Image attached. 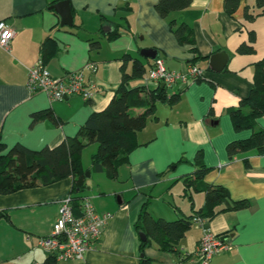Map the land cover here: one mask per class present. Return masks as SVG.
I'll list each match as a JSON object with an SVG mask.
<instances>
[{"label":"crops","instance_id":"crops-1","mask_svg":"<svg viewBox=\"0 0 264 264\" xmlns=\"http://www.w3.org/2000/svg\"><path fill=\"white\" fill-rule=\"evenodd\" d=\"M58 1L0 0V21L16 31L9 50L0 48V141L7 148L16 143L31 149L53 147L75 136L93 112L107 106L122 82L124 70L130 73L136 58L147 70L161 57L168 69L181 71L192 63L195 47L200 57L195 62L205 70L201 82H178L167 87L168 95L179 93V101L156 103L155 116L138 133L140 146L130 153L129 162L119 167L116 179L94 171V183L87 178L83 195L91 197L98 213L111 212L113 217L101 238L85 253V260L69 262H139L141 238L135 224L145 202L155 215L167 219L191 214L193 208L203 206V192L200 202L192 195L194 204L175 203L176 196L185 194L184 179L196 170L195 158L201 151L209 167L204 181L223 185L231 194L224 203L227 210L194 224L179 244L182 256L162 251L155 243L146 254L154 264H199V243L208 229L228 235L230 244L229 249L215 254L210 264H264V154L252 148L231 157L227 151L231 141L246 139L252 133L250 129L237 131L228 109L249 96L254 65L264 57V6H257V0H239L235 10L229 12L225 0H191L189 7L163 17L155 7L157 0H70L74 24L61 26L59 14L50 8ZM247 12L254 17L248 18ZM171 19L192 28L194 45L178 41L170 27ZM115 29L120 34L109 39L108 34ZM251 32L255 35V51L239 52L241 44H251ZM48 37L55 43V53L44 60L41 45ZM95 40L100 41L98 48L91 47ZM144 48L157 50L158 56L144 57ZM218 52L228 57L221 71L210 66V57ZM125 54L130 55L126 62L122 59ZM40 59L56 77L95 63L97 70H86L85 74L87 80L97 83V92L90 101L79 95L52 101L44 92L30 93L28 69ZM142 83L144 79L130 82L131 86ZM46 109H52L58 123L49 117L33 122V114ZM256 127L264 128V115L256 120ZM82 163L85 168L91 167L83 158ZM72 184V177H67L49 185L0 194V210L9 211L11 216L12 229L8 232L22 253L10 264L44 261L48 254L41 259L35 255L36 247L40 248L37 240L49 234L59 200L69 194ZM174 186L177 192L172 191ZM152 198L160 203L152 205ZM241 199H248L249 206L233 209V202ZM7 263L0 252V264Z\"/></svg>","mask_w":264,"mask_h":264},{"label":"trees","instance_id":"trees-1","mask_svg":"<svg viewBox=\"0 0 264 264\" xmlns=\"http://www.w3.org/2000/svg\"><path fill=\"white\" fill-rule=\"evenodd\" d=\"M239 0H225V8L233 12L238 6ZM191 5V0H157L155 5L158 13L167 17L173 11L183 10ZM257 6H264V0H257ZM248 18L253 14L247 12ZM171 30L182 44L194 45L192 28L187 24H177L175 19L170 20ZM120 34L115 29L108 34L109 39H114ZM251 44L243 43L239 46V52H254L252 42L255 35L251 32ZM100 41H91L92 48H98ZM196 56L192 63L200 57L197 49L193 47ZM41 53L44 60L55 53V43L51 37L43 41ZM129 54L122 56L126 62ZM253 86L249 96L243 98L237 107H230L228 112L237 131L250 129L251 135L246 139L233 140L227 145L229 156L257 148L264 154V128L256 127V120L264 115V57L255 63ZM148 70L140 59H134L132 71L124 70L122 82L115 90V94L100 110L93 112L87 121L81 125L73 137H67L56 146H45L40 149H31L21 143L7 148L0 141V194L11 193L20 189L49 185L56 181L72 177L73 184L70 194L73 196L74 205L86 197L88 184L86 172H104L111 179L118 176L119 167L129 162L130 153L140 146L138 133L142 131L149 118L155 116L156 103L164 102L175 104L179 101V93L167 94V86L157 85L152 88L144 80L142 84L131 86L135 79H144ZM205 80L198 79L197 82ZM49 117L58 123V117L52 109H46L33 114V122L39 118ZM91 143H97V151L91 157V167L85 168L82 163V152ZM197 168L185 177V195L190 191L189 199L193 202L192 192H203L205 202L198 209L193 208V213L178 216L175 219H167L155 215L147 208L148 201L144 203L139 218L135 224L136 231H143L147 235L146 240L140 239V259L135 264H154L153 258L146 254V249L155 243L160 250L173 252L182 256L179 244L186 233L200 220H210L219 212L227 210L224 207L226 200L231 198L227 187L204 181L209 167L203 161L202 152L199 151L195 158ZM175 165V164H174ZM173 166V165H172ZM248 199L236 200L232 208L235 210L249 206ZM5 218L11 222L9 211L0 210V219ZM204 223V222H203ZM202 224V223H201ZM53 226V225H52ZM48 254V253H47ZM56 255L48 254L42 263L59 264Z\"/></svg>","mask_w":264,"mask_h":264},{"label":"built area","instance_id":"built-area-1","mask_svg":"<svg viewBox=\"0 0 264 264\" xmlns=\"http://www.w3.org/2000/svg\"><path fill=\"white\" fill-rule=\"evenodd\" d=\"M16 34L15 29L4 20L0 21V48L9 50L10 42ZM96 71L97 66L89 62L77 71L56 77L45 67L40 59L28 69L27 88L30 93H46L52 101H63L72 95H79L90 101L97 92L95 81L86 78L85 71ZM205 78V70L196 62L189 63L181 71L167 68L165 60L158 57L145 74L147 84L166 85L176 83L188 85ZM113 217L111 212L98 213L91 197H84L78 206L74 205L73 196L69 193L59 200V211L48 235L37 240V246L46 253L56 255L58 261L85 260V253L94 247L101 238L108 221ZM203 223L204 220H200ZM228 235H217L206 229L199 243V264H210L211 258L229 249Z\"/></svg>","mask_w":264,"mask_h":264},{"label":"rangeland","instance_id":"rangeland-1","mask_svg":"<svg viewBox=\"0 0 264 264\" xmlns=\"http://www.w3.org/2000/svg\"><path fill=\"white\" fill-rule=\"evenodd\" d=\"M97 148H98V144L97 143L88 144L84 148L82 158H83V161H84L86 166H90L91 165V155L94 152L97 151ZM95 176H96V173H93V175H91L90 177H87L88 178V182L93 184ZM180 185H182V184H180ZM172 191L177 192V187L174 186V188H172ZM187 192H188L187 196L184 194L185 193L184 191H183L184 195L176 196L175 203L177 205L181 206L184 203H186V204L191 203V201L189 199L190 191L188 190ZM191 192L193 193L192 195L194 196V200H196V201L199 200V202H200L201 198L204 196L203 193L196 192L193 189L191 190ZM151 200H152V203H151L152 205L155 204V203H160L159 201L157 202V200L154 199V198H152ZM198 206H199V204H198ZM9 224H10V222L7 219H5V218L0 219V252L4 256V258L8 260L7 264L12 263V260L19 259L18 255H20V254L22 255V253H20L18 251L19 249L16 248L17 245H15L12 242L15 239V237L13 235H10L9 232H8V229L9 230L12 229V228H10L11 224L10 225ZM46 254L47 253L44 250H42L41 248H37L36 247V254L35 255L38 258H40V259L44 258V256ZM23 259L26 260L25 258H23ZM22 264H24V263H22ZM59 264H71V262L61 261Z\"/></svg>","mask_w":264,"mask_h":264},{"label":"water","instance_id":"water-1","mask_svg":"<svg viewBox=\"0 0 264 264\" xmlns=\"http://www.w3.org/2000/svg\"><path fill=\"white\" fill-rule=\"evenodd\" d=\"M50 8L54 9L59 14L60 19H61L60 20L61 26H72L74 24V15L72 12L70 0H60L56 3H53L50 6ZM141 54L144 57L152 58V59L158 56L157 50L153 48H144L141 50ZM227 58L228 57L225 52H218V53L213 54L210 57L211 68L215 71H221L226 65ZM86 176L90 177L91 172L87 171ZM140 238L141 240H146L147 235L143 231H141Z\"/></svg>","mask_w":264,"mask_h":264}]
</instances>
